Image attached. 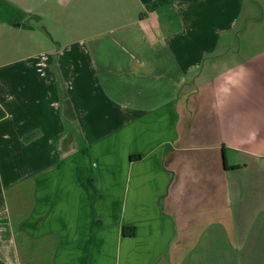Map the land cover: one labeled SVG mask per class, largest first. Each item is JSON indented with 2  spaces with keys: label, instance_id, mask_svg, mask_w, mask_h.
I'll list each match as a JSON object with an SVG mask.
<instances>
[{
  "label": "crops",
  "instance_id": "1",
  "mask_svg": "<svg viewBox=\"0 0 264 264\" xmlns=\"http://www.w3.org/2000/svg\"><path fill=\"white\" fill-rule=\"evenodd\" d=\"M246 2L0 0V264H264Z\"/></svg>",
  "mask_w": 264,
  "mask_h": 264
},
{
  "label": "rangeland",
  "instance_id": "2",
  "mask_svg": "<svg viewBox=\"0 0 264 264\" xmlns=\"http://www.w3.org/2000/svg\"><path fill=\"white\" fill-rule=\"evenodd\" d=\"M257 1L258 3L253 5L254 8L250 12L246 9L249 6L250 0H247V2L243 4L244 10L240 15L237 25L228 33L233 36L231 38L232 43L235 45V53L233 54L237 61L246 58V56L251 53V55H254L258 50L264 47V0ZM2 8L1 10H3ZM0 15H3L4 18H8L9 14L3 10ZM246 17H251L250 19L255 18L257 20L247 22ZM247 23L249 24L247 25ZM5 39L6 38L1 39L0 44L4 42Z\"/></svg>",
  "mask_w": 264,
  "mask_h": 264
},
{
  "label": "trees",
  "instance_id": "3",
  "mask_svg": "<svg viewBox=\"0 0 264 264\" xmlns=\"http://www.w3.org/2000/svg\"><path fill=\"white\" fill-rule=\"evenodd\" d=\"M234 168H236V167H234ZM133 234H134V229H133V227H124V228L122 229V235H123V236L128 237V236H132Z\"/></svg>",
  "mask_w": 264,
  "mask_h": 264
}]
</instances>
